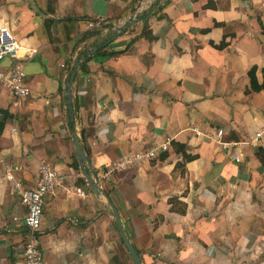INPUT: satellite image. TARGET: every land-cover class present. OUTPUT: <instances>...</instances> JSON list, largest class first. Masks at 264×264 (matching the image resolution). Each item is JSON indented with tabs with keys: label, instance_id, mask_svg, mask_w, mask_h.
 <instances>
[{
	"label": "crops",
	"instance_id": "1",
	"mask_svg": "<svg viewBox=\"0 0 264 264\" xmlns=\"http://www.w3.org/2000/svg\"><path fill=\"white\" fill-rule=\"evenodd\" d=\"M3 26L21 48L0 71L23 62L30 94L0 84V264H24L26 239L4 170L34 188L42 163L64 187L45 199L43 264H133L111 207L141 264H264V90L249 78L264 81V0H0Z\"/></svg>",
	"mask_w": 264,
	"mask_h": 264
},
{
	"label": "built area",
	"instance_id": "2",
	"mask_svg": "<svg viewBox=\"0 0 264 264\" xmlns=\"http://www.w3.org/2000/svg\"><path fill=\"white\" fill-rule=\"evenodd\" d=\"M106 22L103 17L96 18L87 23L90 30L101 29ZM20 43L11 34L8 27H0V62L4 60L17 59L20 50ZM63 67V66H62ZM26 73L23 62H17L8 66L7 69L0 71V84L3 88L10 91L13 98L22 99L30 94V90L25 82ZM15 131V130H12ZM223 131H216L217 142L223 149H229V145L221 143ZM169 146L168 142L160 144L157 148L144 152H137L119 158L112 163L108 171L102 174V177L109 176L112 172L131 168L139 163L153 159L156 153L165 152ZM237 160V158H235ZM20 167L8 166L4 170L5 178L12 182L14 191L19 197L20 204L25 212L21 217V224L26 231V239L23 246L24 264H43L41 247L39 242V228L44 211V203L47 197L56 195L57 190H62V179L54 168L42 163L38 168L37 184L34 188H24L20 181H15L14 171H19ZM14 221L19 219L14 218Z\"/></svg>",
	"mask_w": 264,
	"mask_h": 264
},
{
	"label": "water",
	"instance_id": "3",
	"mask_svg": "<svg viewBox=\"0 0 264 264\" xmlns=\"http://www.w3.org/2000/svg\"><path fill=\"white\" fill-rule=\"evenodd\" d=\"M77 66H78V64L76 63L75 64V68L73 70V74L71 75V78L69 79V82L67 83V87H66V93H67V96H68L67 104H68V109H69V112H70V118L72 120H73V109H72V106H71L70 86H71L72 80H73V78H74V76L76 74ZM72 136H73V140H74V145H75L77 159L79 161V164L81 166H83L84 164L88 163L87 157L85 156L84 152L82 151V149L80 147V144H79V141H78V138H77L76 133L74 131L72 132ZM82 174L86 178V180L88 182V185L92 188V191L96 195H99L100 190H99V187H98V181H97V178L92 174L91 168L87 167V169L83 170ZM111 211H112L113 217L115 219V224L117 226V230H118L119 236H120L125 248L127 249L128 253L130 255L132 263L133 264H141L140 263V258L136 254L133 246L128 241V238L126 236L124 228L122 227V223H121L120 217H119V215L117 213V210L114 207H111Z\"/></svg>",
	"mask_w": 264,
	"mask_h": 264
},
{
	"label": "trees",
	"instance_id": "4",
	"mask_svg": "<svg viewBox=\"0 0 264 264\" xmlns=\"http://www.w3.org/2000/svg\"><path fill=\"white\" fill-rule=\"evenodd\" d=\"M262 31L264 32V28H262ZM93 35H95V33ZM87 62H88V59H86V61H84V63H87ZM262 73H263V79H264V69L262 70ZM249 78H250V83H251V89L253 91H260L262 89L264 90V81L261 85L257 84L255 76H254V69H252L249 72ZM4 115H6V114H4ZM3 127H4V122H0V134L3 130Z\"/></svg>",
	"mask_w": 264,
	"mask_h": 264
}]
</instances>
